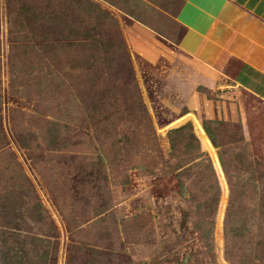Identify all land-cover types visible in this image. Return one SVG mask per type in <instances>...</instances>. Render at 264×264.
Returning a JSON list of instances; mask_svg holds the SVG:
<instances>
[{
    "label": "rangeland",
    "instance_id": "374dc122",
    "mask_svg": "<svg viewBox=\"0 0 264 264\" xmlns=\"http://www.w3.org/2000/svg\"><path fill=\"white\" fill-rule=\"evenodd\" d=\"M183 1L0 0V264H264V102L180 53Z\"/></svg>",
    "mask_w": 264,
    "mask_h": 264
},
{
    "label": "crops",
    "instance_id": "0c3cea01",
    "mask_svg": "<svg viewBox=\"0 0 264 264\" xmlns=\"http://www.w3.org/2000/svg\"><path fill=\"white\" fill-rule=\"evenodd\" d=\"M174 20L181 54L264 102V0H184Z\"/></svg>",
    "mask_w": 264,
    "mask_h": 264
},
{
    "label": "trees",
    "instance_id": "16d2710c",
    "mask_svg": "<svg viewBox=\"0 0 264 264\" xmlns=\"http://www.w3.org/2000/svg\"><path fill=\"white\" fill-rule=\"evenodd\" d=\"M193 138V136H191ZM22 142L25 140L21 139ZM212 188V187H210ZM214 189V187H213ZM218 188L215 186V195L213 197L207 198L205 201V203L207 204V206L205 205V207H203L202 205V209L205 213H207V216H211V210H215L217 207V203H218ZM232 201H233V196H232ZM204 203V204H205ZM197 209H200V206H195ZM248 230L243 227L242 222L240 219H238V221L235 220V215L233 212V208L230 207L227 210L226 213V217H225V223H224V233H225V237L227 240V244L225 247V251L226 254L228 256L231 255V250H233V245H234V241H243L244 239H246V232ZM208 231H205L204 233V238L209 239V234L207 233ZM259 245L258 247V252L262 255V253L264 254V240H260L259 243H257Z\"/></svg>",
    "mask_w": 264,
    "mask_h": 264
},
{
    "label": "bare ground",
    "instance_id": "6f19581e",
    "mask_svg": "<svg viewBox=\"0 0 264 264\" xmlns=\"http://www.w3.org/2000/svg\"><path fill=\"white\" fill-rule=\"evenodd\" d=\"M198 128L200 129L202 135H204V131H203V129L201 128V126H200L199 124H198ZM204 141H205V143H207V144L211 147L209 141H208L205 137H204ZM213 157H214V156H213ZM223 185H224V183H223Z\"/></svg>",
    "mask_w": 264,
    "mask_h": 264
}]
</instances>
